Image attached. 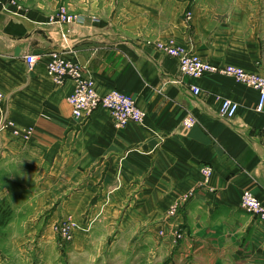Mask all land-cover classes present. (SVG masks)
Returning <instances> with one entry per match:
<instances>
[{
	"label": "crops",
	"instance_id": "obj_1",
	"mask_svg": "<svg viewBox=\"0 0 264 264\" xmlns=\"http://www.w3.org/2000/svg\"><path fill=\"white\" fill-rule=\"evenodd\" d=\"M62 8L76 21L60 22ZM169 41L264 76V0H0V128L9 120L32 131L25 138L0 129V227L30 237L42 230L37 255L54 224L73 220L79 256L134 233L155 258L148 263L264 264V223L241 207L245 190L264 204L259 94L225 76L182 75L157 47ZM52 52L79 64L101 95L132 96L144 123L118 129L105 109L75 119V84H55ZM28 55L38 57L32 70ZM224 100L239 106L231 125L218 116ZM205 165L213 168L207 184Z\"/></svg>",
	"mask_w": 264,
	"mask_h": 264
},
{
	"label": "built area",
	"instance_id": "obj_2",
	"mask_svg": "<svg viewBox=\"0 0 264 264\" xmlns=\"http://www.w3.org/2000/svg\"><path fill=\"white\" fill-rule=\"evenodd\" d=\"M60 22L72 23L76 21V17L69 16L66 8L61 9L59 15ZM188 20L192 19V14L187 16ZM64 37V36H63ZM158 49L165 52L168 56L175 58L179 62V70L182 75L191 78H202L207 75H220L234 79L238 83H242L248 87L255 89L259 94V100L256 111L264 114V76L249 73L242 68L228 65L217 66L202 60L193 52L186 48L176 45L173 41L160 43ZM25 61L30 70L38 62V57L28 55ZM47 71L50 77L58 86H64L68 80L75 84V90L69 98V104L72 108V115L75 119L80 120L89 118L99 109H105L110 112L116 128L122 129L130 124H143L146 113L141 110L135 99L118 90H111L108 93L101 95L95 85V82L84 76L83 70L79 64L66 59L60 52H52L47 64ZM190 91L195 97H199L201 91L197 87L190 88ZM6 97L0 91V106L5 102ZM239 106L231 100H224L218 111L220 120L231 125L238 114ZM185 124L188 127H193L196 122L194 118H187ZM1 130L11 129L15 135H24L29 138L32 135L31 130L21 132L18 130L12 121L3 122ZM201 173L204 176V182L207 184L213 175V168L205 165L201 168ZM242 209L255 216L260 222L264 223V204L250 191L245 190L241 198ZM177 208H172L168 215L173 217L177 214ZM74 225L70 220H61L54 226V229L59 234L61 242L66 244L73 240L70 234ZM181 240L183 235L179 232L175 236Z\"/></svg>",
	"mask_w": 264,
	"mask_h": 264
},
{
	"label": "rangeland",
	"instance_id": "obj_3",
	"mask_svg": "<svg viewBox=\"0 0 264 264\" xmlns=\"http://www.w3.org/2000/svg\"><path fill=\"white\" fill-rule=\"evenodd\" d=\"M68 15L72 16L70 14ZM17 219L18 218H16V220ZM20 219L23 218H19L18 220ZM71 222L74 225L70 232L73 240L66 244L62 243L59 234L54 229V226L56 225L54 224L50 230L51 239L49 241V245H46V248L41 247L42 249L39 255L36 254V248H38L40 245L39 243L43 241L42 235L45 233L42 230L38 234L32 233V236L30 237L29 233L25 234L22 231L15 229L17 227H6L5 225L1 226L0 234L4 237V239L0 240V264H153L148 262H155L154 256L149 255V258L146 256L147 250H143L136 246L138 240L136 239L134 233L131 236L126 235L122 238V243L115 248L110 246L108 249H99L100 251H98V249L95 250V248H92L93 246L90 245L89 248L85 250L86 255H75V251L71 249V246L75 241V234L79 228L73 220ZM103 232L104 230H98L97 236H100L101 233H106ZM89 234L91 233H87V236ZM24 236H28L27 238L30 239L28 241L26 252L21 253L19 252L20 250L17 246L21 245L22 248L24 247ZM13 238H19L21 243L15 242L14 247H12ZM84 238L85 236L83 234L82 239ZM132 243L134 246L132 248L125 246H129V244ZM28 247H30V249ZM151 251L152 250H148V253H151Z\"/></svg>",
	"mask_w": 264,
	"mask_h": 264
}]
</instances>
